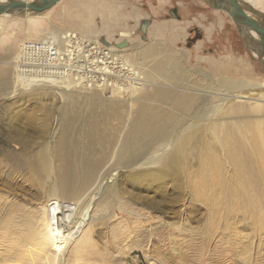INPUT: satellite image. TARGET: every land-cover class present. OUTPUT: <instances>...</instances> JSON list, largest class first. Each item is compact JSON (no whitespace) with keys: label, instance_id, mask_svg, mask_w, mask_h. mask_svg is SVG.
<instances>
[{"label":"rangeland","instance_id":"rangeland-1","mask_svg":"<svg viewBox=\"0 0 264 264\" xmlns=\"http://www.w3.org/2000/svg\"><path fill=\"white\" fill-rule=\"evenodd\" d=\"M18 13L0 31V264H264V88L234 106L218 85L264 83V54L254 53L232 16L209 0H62L31 24ZM51 26L100 43L105 67L90 72V59L79 55L61 93L13 87L7 71L18 74L23 44ZM146 43L179 54L187 81L144 77L133 48ZM112 47L127 49L120 53L128 64ZM97 84L110 89H92ZM160 87L198 101L185 111L175 98L156 96ZM140 102L190 126L145 160L116 165L115 148ZM69 125L80 144L70 154L75 162L61 152ZM79 154L100 161L102 191L87 210L83 195L66 215L51 185L65 165L81 177Z\"/></svg>","mask_w":264,"mask_h":264},{"label":"bare ground","instance_id":"bare-ground-1","mask_svg":"<svg viewBox=\"0 0 264 264\" xmlns=\"http://www.w3.org/2000/svg\"><path fill=\"white\" fill-rule=\"evenodd\" d=\"M0 1L5 3L7 0H0ZM27 1H32V0H27ZM239 1H241L244 5H247L248 7L251 6V8L253 7L256 8L261 13L260 15L258 13L249 12V14H251L253 17L259 19L264 18V16L262 15L263 13L262 11H264V0H239ZM52 9L44 10V11L25 9L21 11V13L19 12L16 15H20L24 17L25 20L29 24H31V23L39 22L41 15L44 12L51 11ZM10 15L13 14L4 13L0 15V31L3 29L4 26L3 20ZM31 33L32 34L30 35L29 39L26 40L28 42L25 43L26 45L23 44L21 48L18 62L15 63V65H13V67L15 66L14 71H16L19 75L17 74L15 76L9 73L10 72L9 70L7 71L9 74L8 76H10L11 78L9 80V83H11V85L15 88L17 87L18 89H25L24 87H28V86H31L30 88H32V86H34L35 88L52 87L53 89H55V91L59 93L65 91L66 87L64 86V80L69 79L73 81L74 79V77L70 76L73 72L72 64L70 63L75 57H78L79 55L87 56L88 59H90L88 63L89 64L88 68L90 72H94L95 68L101 70L103 69V67H105V66H100L101 63L98 62V58L104 55L106 52L103 50L102 45L96 41L95 42L98 45L95 48L96 45L94 43H90L91 45H87V42L84 39L80 38L77 34L73 32L67 33L66 31H61L59 30V28H56L54 26H51L48 31L43 33L40 40H34L35 32L34 33L31 32ZM249 39L252 40L251 41L252 43H255L257 45V49L256 51H254V53L262 55L263 52L261 51L262 43L257 33L251 31V35ZM81 45H87L86 47L88 49H84V50L82 48L78 49L79 47H81ZM169 48L170 47L167 46L166 44L153 45L151 43H146L145 45H142V47L134 45L133 54H138L136 60L138 58L139 60H141L137 62L138 64H135L137 67L136 69H139V72L143 73L144 77L147 76L152 79L156 77L157 78L161 77V79L163 78L165 82H169L167 84L170 83L180 84L186 82L188 79L187 76L188 71L185 68L183 69L182 58L179 57L180 56L179 54L175 55V53L170 50L171 48L170 49ZM114 50L115 53L117 51L115 55H117L119 59L125 62L124 61L126 60L125 54H121L120 52L126 51L127 49L126 50L114 49ZM24 51H26L27 53L24 54ZM159 53L161 55L158 58H155V55L157 56ZM145 55L147 56V59L144 58ZM262 59L264 60V56L262 57ZM125 64L128 63L125 62ZM81 67L83 70L84 69L83 66ZM43 71H45L47 74H44ZM188 84H190V82ZM218 85H219V89H222L226 92L228 91L227 93H222L223 95L227 96V98L226 96L223 98L224 102L225 103L229 102V104L231 103L234 106H240V104H236V103H239V101H241L242 99H243L242 101H244L245 99L248 100L250 98V94L264 88V83H250V82L246 83L243 80H237L233 78L230 79L221 78L219 80ZM95 86L98 87H94L92 89L95 90L110 89L106 86L101 88L102 86L99 84ZM119 87L122 88L121 86H118V88ZM129 87L131 90H128V92H138L137 95L139 96L138 98L140 100L144 99V101L145 100L149 101L150 99H152V97L149 96L148 94L139 93L141 91H138V89H136L137 86H129ZM195 88H198L197 85ZM116 89H117V85H116ZM81 90H90V89H88L87 87H82ZM155 92H156L155 95L158 96L159 98H169V97L173 99L175 98L179 106L185 111L189 110V108H191L195 104L198 98L195 96V94L191 92L190 94L187 93H184L182 95L180 94L177 97L174 96V94L169 93L162 87L157 88ZM257 101L258 99L249 103L250 105L252 104L254 106H257L258 103ZM240 103L242 105V102ZM67 109L68 108L65 106L63 111H66ZM75 119H76L75 117H71L70 121H67L68 124H72L73 123L72 121H75ZM182 120H183L182 117L179 116L176 117L169 114H166L165 116H161L160 112L152 108L149 104L146 103L139 104L137 107V116L131 122V129H128L123 134V136L121 137L122 139L118 142L115 148L114 151L115 164L116 165L122 164L125 166L131 164L134 165L137 162L145 160L144 158L154 154L155 150L157 152H160L164 147H168L169 144L172 143V141L174 140L175 135L185 132L190 126V124L180 125L183 123ZM69 127L71 126L69 125ZM72 129H73L72 127L69 128L65 138L62 137L61 152H64V154H66L67 156L69 155L71 162H75L74 157L71 156L70 154L73 150L78 148L80 144L77 141H73V139H71V137L68 136L71 133ZM177 131L178 133L176 134L175 132ZM79 163L82 167L80 178L74 170H71V168L75 165L71 164L70 170L66 169V165H65L63 170L58 171L56 173L55 181L51 185L52 194L54 195V197L59 196L61 198L66 215H69V213L74 209L75 205L78 204V202L76 201L79 198H82L83 195H84L83 198H85L86 201L82 202V204L84 206V209L87 210V207L92 205V203L98 198L99 193H101L102 191L100 190L101 189L100 187L103 186V181L102 180L100 181L102 176L98 172L99 170L98 163H100V161L95 162V160H93L92 158L81 155V157H79ZM239 164H236L237 167L239 166ZM240 170L245 171V168L244 169L241 168ZM105 171L107 170H104V172ZM246 173L249 174V171ZM205 186H208V184H206ZM84 209H82L81 214L86 212V210ZM74 211L75 210H73V212ZM58 238L60 242H63L64 240L66 241V235H64L63 232L60 233V235H58Z\"/></svg>","mask_w":264,"mask_h":264},{"label":"water","instance_id":"water-1","mask_svg":"<svg viewBox=\"0 0 264 264\" xmlns=\"http://www.w3.org/2000/svg\"><path fill=\"white\" fill-rule=\"evenodd\" d=\"M60 1L62 0H7L5 3L0 1V15L4 13H17L25 9L35 11L50 10ZM209 4L216 9L228 12L232 16L243 38L252 48H255V51L257 49V45L252 43L249 37L251 35V31L256 32L261 39V51H263L262 54H264V20L253 17L249 14L250 11L261 15L256 8H251V6L248 7L239 0H209ZM150 22L151 21L149 19H144L142 21L141 29L143 33H147V28Z\"/></svg>","mask_w":264,"mask_h":264},{"label":"built area","instance_id":"built-area-1","mask_svg":"<svg viewBox=\"0 0 264 264\" xmlns=\"http://www.w3.org/2000/svg\"><path fill=\"white\" fill-rule=\"evenodd\" d=\"M27 52L26 51H24V54H26ZM44 72V74H47L45 71H43Z\"/></svg>","mask_w":264,"mask_h":264}]
</instances>
